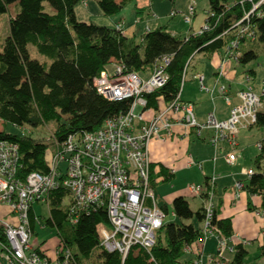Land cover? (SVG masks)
Listing matches in <instances>:
<instances>
[{"label":"trees","instance_id":"1","mask_svg":"<svg viewBox=\"0 0 264 264\" xmlns=\"http://www.w3.org/2000/svg\"><path fill=\"white\" fill-rule=\"evenodd\" d=\"M85 0H0V15L13 8L14 16L8 19V36L0 48V122L2 126L19 129L23 126L39 128L54 123L51 146L60 144L69 135L96 130L112 117L128 111L131 99L109 101L98 95L93 80L108 66L121 64L127 72L142 73L150 70L161 57H169L164 71L166 83L151 94L144 95L143 111L157 110V101L168 104L180 94L184 84V69L195 54L225 53L232 42L238 54L237 65L244 66L257 58L253 50H241L246 43H258L264 48V0H207L204 25L207 29L178 38L158 27L148 31L139 43L122 36L120 31L107 26L79 21L75 7ZM130 0H97L103 16L118 14ZM174 2L175 0H168ZM260 2V3H259ZM259 3V4H258ZM258 4V6H256ZM256 6V8H255ZM246 17V19H245ZM243 20L241 28L253 34V39L239 36L232 27ZM241 26V25H240ZM48 63L32 59L28 46ZM254 74L253 71L250 72ZM181 101V100H180ZM254 125L264 130V94ZM0 140L10 141L18 147V164L15 179L24 182L31 173L46 175L49 168L45 159L50 146L27 136L0 130ZM264 138L254 158L256 171L244 177L243 189L250 196L260 199L264 211ZM163 172V170H162ZM168 180V176L165 177ZM205 186L207 181L204 182ZM66 190L59 187L48 199V217L43 226L55 230L63 249L68 250L76 264L92 259L94 264H191L183 249L200 236L204 221L202 207L190 209L184 197L171 202L172 214L180 222L163 224L155 234L150 254L134 247L122 261L117 252L108 253L100 247L97 226H107L105 209L90 214L70 215L63 206ZM248 209L253 210L248 204ZM217 208L211 224L227 238L231 237L230 219H217ZM75 216V217H74ZM75 218V219H73ZM75 221V222H73ZM193 221V223H184ZM30 228L34 216L29 212ZM5 242L0 228V243ZM259 257L264 258V233L258 247ZM247 250L240 244L233 247V264H244Z\"/></svg>","mask_w":264,"mask_h":264},{"label":"built area","instance_id":"2","mask_svg":"<svg viewBox=\"0 0 264 264\" xmlns=\"http://www.w3.org/2000/svg\"><path fill=\"white\" fill-rule=\"evenodd\" d=\"M193 15L194 8L189 7L187 14H181V19L190 25ZM175 16V12L169 14L170 18ZM242 24L243 20L232 28L238 30L240 37L245 35L253 39L251 32L241 28ZM114 29L122 33V22L116 23ZM203 29L207 26L204 25ZM236 48L237 42L234 41L224 56L237 64ZM191 59L184 69L183 81ZM169 62V57L158 59L147 80L141 79L137 73L127 72L117 63H113L111 73L102 72L95 78L93 86L104 99L113 102L131 99L128 111L105 120L94 131L72 134L64 142L55 144L52 150L46 152L49 168L46 175L31 173L24 182L16 180L18 147L13 142L0 140V206H6L16 220L15 224L0 220L5 237V242L0 243V255L7 264H76L70 252L58 242L54 259L30 245L32 230L29 212L35 203L47 206L49 196L59 187L66 190L68 202L62 204L70 215H88L105 209L107 226H97L103 250L119 253L122 261L134 247L150 254L155 234L162 227L166 213L155 203L147 147L153 139L169 136L174 124H183L188 131L192 130L196 138L205 140L214 148L220 142L228 143L233 150L225 161L228 164L236 161L238 132L254 127L256 114L261 109L264 81L260 93H255L250 85L251 77H243L245 86L237 91L238 103L230 107L226 120L218 121L213 114H208L204 124L197 123L192 105L180 101L178 95L173 102L165 103L162 109L153 110L155 114L146 121L142 116L146 105L144 95L153 93L166 83L164 69ZM224 64L225 61H222L218 68L220 77L225 74ZM199 82L201 90L212 93L203 88L202 77H199ZM218 93L230 105L224 85L218 87ZM138 107L140 111L137 113ZM205 134L209 135L205 138ZM263 138L264 135L261 140ZM261 140L255 144L258 150ZM252 174L253 170H250L243 176ZM214 181L212 178L206 186L190 184L187 187L190 196L200 199L205 216L200 225L201 236L183 249L185 255L191 256V264H233L224 255L225 252L233 254L234 246L229 245L230 238L211 224L215 210L212 202ZM241 190L243 184L236 183L235 194ZM209 238L216 242L214 255L204 253V245Z\"/></svg>","mask_w":264,"mask_h":264},{"label":"rangeland","instance_id":"3","mask_svg":"<svg viewBox=\"0 0 264 264\" xmlns=\"http://www.w3.org/2000/svg\"><path fill=\"white\" fill-rule=\"evenodd\" d=\"M194 1V8L196 11V17L194 20V28H198L200 21L203 19L204 13L207 12V0H193ZM151 7L146 8V12H150V16L148 17L145 14L143 19L145 20H152L153 26H158L162 24V21L167 22L171 21L172 25V32L178 33L180 30L184 28V25L179 20L181 19V15L179 13L176 14L175 17L180 16V18H172L170 19L169 14L173 10H180L184 11L188 7L189 0H175V7H173L172 2L168 0H149ZM206 11V12H205ZM176 12V11H175ZM179 12V11H178ZM121 15H113L110 17L103 16L97 6V0H85L84 2H80L75 7V14L79 21L86 22V23H93L98 26H113V22L120 17H124L126 21L130 22L133 21V24L137 26V13L135 10V3L134 1L130 0L128 3L124 5V7L120 11ZM9 14H13V8L11 7L9 12L6 14L0 15V48L3 44V41L8 36V17ZM186 13H183L185 15ZM182 20V19H181ZM183 21V20H182ZM192 22V20H191ZM139 24V23H138ZM146 23H143L140 26L142 29L146 27ZM148 26V25H147ZM165 27V26H164ZM111 28V27H110ZM144 32L147 31L146 28L143 30ZM136 43H139L136 41ZM28 53L32 59H35L39 62H47L48 61L37 54L35 49L32 46H28ZM241 50H253L257 54V58L244 65L239 66L237 70V78H241L244 75V72L252 70L255 73V76L252 78L251 84H253L252 88L255 93H260L261 91V84L264 81V48L259 45L258 43H246V45L241 46ZM113 64L108 66V71L112 72ZM203 75L205 77V81L202 84L204 89H213V78L211 74V67L207 63V60L201 59L198 54L193 55V59L190 62L189 68L187 70L185 76V83L182 86L180 100L183 102H190L196 103L198 96H207L204 90H200V83L198 81L199 77L197 76ZM142 78H147L148 75H141ZM196 77V78H195ZM224 79L225 74H224ZM143 79V80H147ZM242 79V78H241ZM223 84V83H222ZM199 100V99H198ZM216 118L218 121L220 120V116L224 117L228 112V108L222 104L216 103ZM218 106V107H217ZM213 105L208 104L207 106L202 105H194L193 113L197 123L204 124L205 123V114L212 112ZM263 110V108H261ZM140 108L138 107L136 112L138 113ZM6 128L7 131L11 133L20 134L22 136H27L37 142H43L50 146L49 150H52L54 146H51L52 143V135L56 128L54 123L48 124L46 126H41L39 128L33 129L27 126H23L19 129L11 128L10 126H2L0 122V130L2 128ZM240 131V130H239ZM248 131H240L239 136L237 137V141L239 144V148L236 151V162L233 166H229L222 162V159L226 157L228 154L232 152V148L228 146L226 142H222L219 144L218 149H214L213 147H209L202 142L193 141L189 142L188 149L186 150L188 154L192 155L195 164L202 165V172L198 169V167H194L192 169L182 168L179 170L176 175L171 179V181L163 182L155 186L153 189L154 199L156 205L162 206L166 197H170L175 193H182L187 195V187L192 185L199 186L204 176H212L213 175V164L211 159L213 157L217 158L216 164V175L220 174L223 176L221 179H216L217 189L222 185H227L232 187L235 181H242L244 179L243 173L250 171L251 169L256 171V166L254 165V158L258 155L259 150L255 147L256 142L261 140L264 135V130H258L255 127H252L251 130ZM245 146V147H244ZM242 149V150H240ZM240 154V155H239ZM261 167L264 168V160L261 162ZM218 169V170H217ZM202 174V175H201ZM237 183V182H236ZM235 185V184H234ZM204 189V188H203ZM205 190V189H204ZM242 191V190H241ZM221 191L218 192V195L214 197V203L218 202L219 197L221 196ZM214 194L212 193V196ZM68 202L67 199H64L63 203L66 204ZM188 203H190V209L193 212H196L198 209V201L189 199ZM248 204L251 203L248 201ZM251 207V206H250ZM251 211V210H250ZM167 212L168 214L165 216L163 220V224L171 223V222H180L173 217L172 208L169 204H167ZM249 212V211H248ZM33 214L34 217H38L39 223L34 222L31 238L35 240H43L45 239L48 241L50 246L55 244V240H57L55 235V230L49 229L43 226V219L48 217V209L47 206L40 203H35L33 205ZM184 223H193L195 227H199L198 224L194 223L193 221L184 222ZM33 230L36 232L33 234ZM244 243V242H243ZM247 244V243H245ZM248 249V254L245 258L244 264H264V258H258L257 256L255 245L250 243L246 245ZM216 253V242L213 238H209L205 243V254L214 255ZM225 258L231 259V253L225 252ZM191 257V256H189ZM188 256L186 258H189ZM85 264H94V260L92 259L86 261Z\"/></svg>","mask_w":264,"mask_h":264},{"label":"crops","instance_id":"4","mask_svg":"<svg viewBox=\"0 0 264 264\" xmlns=\"http://www.w3.org/2000/svg\"><path fill=\"white\" fill-rule=\"evenodd\" d=\"M135 3V10L137 13V26L135 24H133V21H126V19L124 17H120L118 19H116L115 22H113V26H110L111 28H114L115 24L118 22H122V36H124L126 39L131 40L133 42L136 43V41L140 42L141 37L147 33L148 31H152L155 28L158 27H166L167 31L178 37V38H184L185 35L187 34H193L198 32L202 26L204 25V22L206 20V13H204L203 19L200 21V24L198 26V28H194V20L196 17V11L194 8V1L193 0H189L188 2V7L187 9H185L184 11H182V9L180 10H173L172 12H175L176 14L179 13V15L188 12V8L189 7H193L194 8V15L192 17V22L190 25L185 24L181 19H179L182 24L184 25V28L182 30H180L178 33L176 32H172V23L171 21H167L164 22L162 21V24L158 25V26H153V21L152 20H145L143 19V16L146 14L147 18L150 17H154L150 16V12H146V8L147 7H151V4L149 2V0H132ZM173 7H175V3L173 2ZM179 11V12H178ZM206 12V11H205ZM118 15H121V13L119 12ZM14 16V12L12 15L9 14V17H13ZM8 17V19H9ZM117 17V15H116ZM173 18H180V16L178 17H173ZM172 19V18H170ZM140 24V26L143 23H146V27H144L143 29L138 25ZM148 25V26H147ZM147 31H143V30ZM225 51L224 50H220L218 52H215L213 54H198V56L201 59H205L207 60V63L210 65L211 67V74L213 78V89H207L209 91H212V93L205 91V93H207V96H198V99L196 100V103H190V102H185V103H190L192 105V108L194 107V105H202V106H207L208 104L213 105V111L208 113V114H213L214 118L216 120H218L216 118V103H219L220 105L224 104L227 108H228V112L226 113V115L224 117L220 116V120L219 121H223L226 120L229 116V110L230 107L232 105H236L238 103V100L236 98V93L237 91H239L240 89H242L245 86V83H243V77L245 75H249L251 77V81L252 78L255 76V73L253 71L254 74H251L250 72L252 70L246 71L244 72V75L241 76V78H237V68L239 67L234 61L229 60L228 58H226L224 56ZM195 56V55H194ZM193 59V57H192ZM191 59V60H192ZM222 61H225L224 64V73H225V78L224 79V75L223 77H220V75L218 74V68L220 66V64L222 63ZM190 65V64H189ZM189 68V66H188ZM187 68V70H188ZM151 69L146 71V72H142V73H138L139 77L141 79H147V78H142L141 75H150ZM198 77H202V84L205 81V77L203 75L197 76ZM196 78V77H195ZM199 81V79H198ZM185 83V81H184ZM200 83V82H199ZM223 83V84H222ZM224 85L226 87V95L229 97L230 99V105H227L224 98L222 96L219 95L218 93V87ZM250 85L252 86L253 84ZM253 87V86H252ZM201 90V89H200ZM183 102V101H182ZM165 105V103L161 100L158 99L157 101V109L160 110L163 108V106ZM218 107V106H217ZM155 114V111L153 110H146L143 112L142 116L143 118L148 121L150 120L153 115ZM207 114V115H208ZM205 114V119L206 116ZM251 129H240V131H248ZM237 137L239 136V133ZM209 134H205V138L208 136ZM193 142V141H198V142H202L203 144L212 147L211 145H209L205 140L203 139H198L193 135L192 130H187L186 127L183 124H174V126L170 129V135L164 138H158V139H153L148 147H147V151H148V156L150 159V177H151V181H152V187L153 189L155 188L156 185L163 183V182H167V181H171V179L176 175V173L181 170L182 168H186V169H192V168H196L198 167V169L201 171L202 170V165L200 164H195V161L193 160L192 155L188 154V152L186 151L188 149V143L189 142ZM237 141V139H236ZM222 143V142H220ZM219 143V144H220ZM219 144L217 145L216 148L214 149H218ZM228 144V143H227ZM229 146V144H228ZM230 147V146H229ZM245 147V146H244ZM239 148V144L237 141V148L236 150ZM242 150V149H240ZM231 154V153H230ZM229 155V154H228ZM240 155V154H239ZM212 164H213V175L212 176H204L202 177L201 183L199 186H205V181H209L210 179L214 178V187H213V205L215 206V208H217L218 211V215H217V219L218 220H223V219H230L231 221V228H232V234L230 237V246H235L237 244H240L247 250V246L250 243H252V245H255V249H256V253L257 256L259 254L258 252V247L262 244V236L264 233V214H263V210L260 209V199L257 196H250L248 195V193L243 189L242 191H239L237 194H235L234 192V184H236V182L238 183V181H235L233 186H227V185H222L219 190L217 189V184H216V179H221L223 178V176H221L220 174L216 175L217 171H216V164H217V158L213 157L211 159ZM222 162H224L225 164L229 165V166H233L235 164H228L225 161V157L222 159ZM163 170V172H162ZM218 170V169H217ZM252 170V169H251ZM201 173L203 174V172L201 171ZM201 174V175H202ZM166 176H168V180H165ZM243 176V175H242ZM221 191V196L219 197L218 202L214 203V197L218 195V192ZM181 196L184 197L186 199V201L188 202L189 199H193V200H197L198 201V209L201 208L202 203L200 201V199L198 198H193L192 196H190L188 193L186 194H182V193H175L173 195H171L170 197H166L163 202L162 206L157 205L160 209H162L163 211H165L166 215L168 214L167 212V204H169L171 206V202L174 198ZM248 201L251 203V207L253 208V210H249L248 209ZM190 206V203H189ZM197 209V210H198ZM249 211V212H248ZM31 213L33 214V207L31 210ZM34 216V214H33ZM0 220L2 221H7L10 222L12 224H15L16 220L13 217V215H11L9 213V209L6 206H0ZM38 217H34V222L39 223L38 221ZM40 224V223H39ZM36 232L33 230V234H35ZM55 244H53V246H50V244L48 243V241H46L45 239L43 240H35L33 237L30 241V245L33 249L39 248L40 250H42L44 252V254L50 258V259H54V249L57 245L58 240H55ZM244 242V243H243ZM247 243V244H245ZM204 253H205V245H204ZM245 261V260H244ZM0 264H7L6 261L1 257L0 255Z\"/></svg>","mask_w":264,"mask_h":264}]
</instances>
